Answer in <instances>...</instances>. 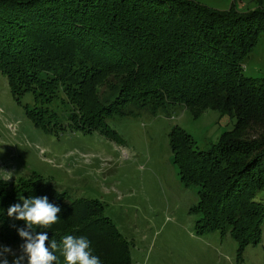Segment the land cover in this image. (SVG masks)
Wrapping results in <instances>:
<instances>
[{
  "label": "trees",
  "instance_id": "16d2710c",
  "mask_svg": "<svg viewBox=\"0 0 264 264\" xmlns=\"http://www.w3.org/2000/svg\"><path fill=\"white\" fill-rule=\"evenodd\" d=\"M234 2L216 9L197 0H0V73L14 98L33 93L27 112L36 124L44 122L38 101L57 99L59 88L76 130L101 129L111 138L105 119L177 104L194 115L213 109L234 117L208 150L177 125L168 144L181 182L196 187L190 210L197 234L228 230L240 253L260 240L264 222L257 199L264 189V75L243 73L264 31V6L238 10ZM98 86L110 95L101 98ZM30 196L61 208L56 223L36 231L58 245L84 236L102 264H129L127 243L101 203L70 199L34 174L0 177V240L16 244L20 255L17 229L25 223L7 210ZM55 255L53 264H65L59 248Z\"/></svg>",
  "mask_w": 264,
  "mask_h": 264
},
{
  "label": "rangeland",
  "instance_id": "374dc122",
  "mask_svg": "<svg viewBox=\"0 0 264 264\" xmlns=\"http://www.w3.org/2000/svg\"><path fill=\"white\" fill-rule=\"evenodd\" d=\"M197 1L216 9L232 2ZM258 5L264 6V0L234 2L238 10ZM243 73L264 75V31L243 60ZM97 91L101 98L110 95L105 87ZM57 94L49 103L38 101L44 122L36 124L27 112L35 105L33 93L14 98L0 73L1 178L15 182L34 174L70 199L101 203L127 243L129 264H264V222L260 240L240 253L228 230L197 234L198 215L190 210L197 203L196 187L181 182L168 144V133L177 125L197 149L208 150L233 128L234 117L213 109L194 115L177 104L154 114L139 111L105 119L111 138L101 129L76 130L63 89ZM53 111L55 117H49ZM257 199L264 201V189ZM4 248L12 250L6 254L11 264L20 255L17 246L0 240V252Z\"/></svg>",
  "mask_w": 264,
  "mask_h": 264
},
{
  "label": "clouds",
  "instance_id": "9594fccd",
  "mask_svg": "<svg viewBox=\"0 0 264 264\" xmlns=\"http://www.w3.org/2000/svg\"><path fill=\"white\" fill-rule=\"evenodd\" d=\"M61 208L49 202L47 196H30L22 199V204L10 206L7 215L18 221H24L25 227L18 228V235L24 243L21 245V255L15 257L11 264H53L57 261L55 251L59 248L65 264H102L100 258L93 255L90 241L84 236H66L58 245L49 239L47 231H36L39 227L46 229L56 223ZM0 210V215H2ZM47 241V246H46ZM10 248L0 252V264H9L7 253Z\"/></svg>",
  "mask_w": 264,
  "mask_h": 264
}]
</instances>
